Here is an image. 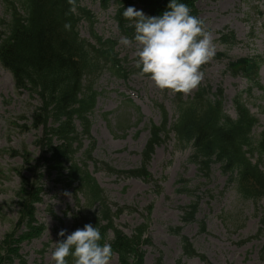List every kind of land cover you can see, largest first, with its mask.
Instances as JSON below:
<instances>
[{"label": "rangeland", "instance_id": "374dc122", "mask_svg": "<svg viewBox=\"0 0 264 264\" xmlns=\"http://www.w3.org/2000/svg\"><path fill=\"white\" fill-rule=\"evenodd\" d=\"M80 6L87 8L95 17L94 32L97 36L119 41L121 35L113 20V7L105 11L98 2L91 0H81ZM198 9L216 47L215 56L202 65L205 76L201 84H211L214 88L221 86L225 91V110L234 117L232 99L246 89L247 84L241 77H233L227 72L226 54L232 59L256 54L264 57V0H199ZM9 21L10 13L4 1L0 0V26L4 27V32ZM79 26L81 37L94 43L90 24L83 20ZM222 31H233L239 43L231 48L219 44L217 40ZM135 48V44L131 47L118 44L117 50L126 60L128 70L138 69ZM260 79L264 85V65ZM95 89L99 93L96 110L91 116L92 137L96 141L95 159L120 171L140 168L142 152L150 138V125H160L163 120L157 104L165 107L170 122L175 119L173 96L159 89L145 75L133 74L127 80H119L108 69L96 79ZM194 90L186 95H191ZM255 96L260 98L261 94L256 93ZM126 99L132 101L131 107L123 104ZM38 104L36 96L15 90L11 73L0 64V242L14 229L20 212L16 201L20 179L14 170L23 167V161L11 153L26 148L34 157L39 156L34 145L39 134L29 131L27 123ZM248 105L260 121L259 131L262 130L264 100L249 101ZM120 123L128 127L126 131L120 129ZM88 144L86 141L85 147ZM190 156V150H175L173 135L165 139L156 148L148 165L158 188L142 179L110 175L92 164L89 169L110 203L134 209L116 220V225L127 235L130 236L150 214L151 245L145 248V264H177L183 257V236L188 237L195 249L207 259L203 262L198 258H184L183 264H264L261 259L264 225L260 221L263 206L257 207L242 200L228 186L219 166L213 167L208 181L199 177L195 165L189 162ZM262 168L264 170V163ZM182 178L189 180V188H197L196 194L201 197L197 222L187 225L182 224L179 209L194 199L177 192L178 180ZM42 185L43 202L36 206V219L45 231L38 237L27 238L18 249L27 264H53V242H56L60 229L70 232L71 228V219L65 213L68 210L76 212L71 192L57 184L54 175H46ZM49 209L63 221L61 227ZM201 221L206 224L204 233L200 232ZM178 227L182 228L179 235L175 233ZM44 248L42 255L40 251ZM13 264L20 263L15 259ZM110 264H117V259H112Z\"/></svg>", "mask_w": 264, "mask_h": 264}, {"label": "trees", "instance_id": "16d2710c", "mask_svg": "<svg viewBox=\"0 0 264 264\" xmlns=\"http://www.w3.org/2000/svg\"><path fill=\"white\" fill-rule=\"evenodd\" d=\"M5 1L12 19L7 33L0 31V62L13 75L17 90H28L38 96L40 103L32 113L30 128L43 129L44 132L35 143L41 149L38 158H32L26 150L17 154L23 156L25 163L23 168L15 169L21 180L16 194L20 212L12 232L0 242V264H13L15 259L26 264L18 249L22 242L38 236L42 229L36 223L35 205L42 201L41 180L46 173L56 174L57 182L74 190L79 209L73 216L72 231L82 228L85 223H92L100 229L101 243L108 242L109 231H113L114 236L109 243L119 256V264H143L142 246L148 243L145 238L148 224L138 227L131 238L119 231L114 218L123 213V209L112 212L104 191L88 171L89 162H94L96 167L99 164L92 158L93 148L84 150L82 159L77 157L83 144L75 120L82 122L87 134L90 125L86 116L96 103V94L89 80L104 65H110L119 77L126 76L115 52L116 44L97 38L98 45L94 46L80 38L76 11L91 18L89 12L77 8L80 0ZM96 1L108 7L111 0ZM183 2L189 5L194 15L200 16L198 0ZM115 3V18L121 33L132 36L134 29L122 16L123 9L134 5L146 14L158 15L166 9L168 0H115ZM19 8L24 15L19 13ZM66 23L70 28L65 27ZM220 42L232 45L236 40L233 34H222ZM230 66L233 75L240 74L249 83L248 90L243 92L247 97L251 98L254 88L264 90L257 81L259 60L240 59ZM169 91L175 95L178 118L171 128H168L166 118L161 127H152L151 139L143 153V166L127 172L107 167L106 171L151 181L147 164L155 146L161 143L162 136L167 138L174 133L178 149L192 148V159L200 172L207 174L211 165L218 163L243 198L256 204L264 201V174L259 165L251 161L255 155L260 159L264 157V131L258 137L253 136L258 120L246 107L243 94L234 100L238 120L232 121L224 114L221 90L212 94L205 88H199L193 98L186 100L183 93ZM79 196L83 197V204ZM184 211L186 220L193 218V209ZM183 249L188 257L197 255L186 240ZM68 259L71 264V257Z\"/></svg>", "mask_w": 264, "mask_h": 264}, {"label": "clouds", "instance_id": "9594fccd", "mask_svg": "<svg viewBox=\"0 0 264 264\" xmlns=\"http://www.w3.org/2000/svg\"><path fill=\"white\" fill-rule=\"evenodd\" d=\"M122 16L134 33L121 35L118 44L136 45L138 75H147L161 90L187 94L198 87L205 76L202 65L216 54L205 19L194 15L183 0H168L166 9L158 15L146 14L130 5L123 9ZM65 27L70 28V24ZM58 236L62 239L53 242V264H69V257L71 264H110L112 246L100 242V229L92 223L70 233L62 228Z\"/></svg>", "mask_w": 264, "mask_h": 264}]
</instances>
